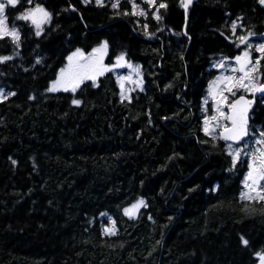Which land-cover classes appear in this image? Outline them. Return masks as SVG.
Segmentation results:
<instances>
[{"label": "trees", "instance_id": "16d2710c", "mask_svg": "<svg viewBox=\"0 0 264 264\" xmlns=\"http://www.w3.org/2000/svg\"><path fill=\"white\" fill-rule=\"evenodd\" d=\"M128 2L9 7L20 40L0 38V57H11L0 62V264H260L264 202L241 199L248 160L205 134L201 101L211 63L245 47L239 37L264 35V3L198 0L186 35L185 11L172 6L162 27L177 36L150 41L154 25L135 24ZM37 4L51 13L39 35L16 18ZM106 41L146 65V92L129 99L113 72L49 90L71 53ZM252 126L264 130L262 101Z\"/></svg>", "mask_w": 264, "mask_h": 264}, {"label": "snow or ice", "instance_id": "6c2138e0", "mask_svg": "<svg viewBox=\"0 0 264 264\" xmlns=\"http://www.w3.org/2000/svg\"><path fill=\"white\" fill-rule=\"evenodd\" d=\"M28 3H32V0H27ZM91 0H85V3H89ZM96 4L99 6H103L104 0H95ZM20 0H0V38L10 36L14 42L19 43L20 34L17 30L10 29L7 25V17L5 16V10L8 6L15 7ZM147 3L155 6L156 0H147ZM182 6L186 9L191 3L192 0H181ZM261 3H264V0H261ZM119 6V0H116V3L112 4L113 8ZM133 7L138 8V5L135 4V0H133ZM167 5L165 3H160L157 8V12L160 8H166ZM136 15H146V13L140 9L139 11L134 12ZM17 19L24 21H31L33 25H35L37 32L39 35L41 29V25L44 23H48L51 20V13H49L46 9H44L41 5L37 4L34 8L26 10L23 14L16 17ZM156 19H160V16L157 14ZM233 32H235L236 24L232 25ZM252 34L249 33V36ZM240 43L246 44L247 37L241 36L239 37ZM107 42L101 45L100 48L94 49L93 53L86 56L84 52L77 49L71 56L68 57L69 65L67 69H61L60 80H57L53 83L52 87L49 89L50 91H58L61 88L64 91H73L83 83L85 80L94 81L97 76L103 75L105 71H112V68H108L102 66V56L98 60L95 56L96 53L106 52ZM260 52H264V44H261L258 49ZM11 59V57H0V62H4L6 60ZM124 56L121 55L118 57L116 65L114 67H122L124 66L121 62L124 61ZM236 62L239 65L238 68L233 69L234 72H240L242 75L240 76H226L220 78L218 81H213L212 86V95L214 99H216V112L217 115L211 116L204 121L205 128L204 132L207 135H212L216 128L222 127L223 132L220 135V138L226 141H239L248 135L247 128V110L250 106L251 102L246 100L244 96H240L237 99L233 100L231 103H228V96L224 95V92H228L232 96H236L237 91L243 90L245 92L248 91H259L264 93V83L256 85L255 84V76L254 73L258 71L259 60H257L254 64L250 58L248 52L243 54V57L237 56ZM75 61V63H74ZM251 65V66H250ZM127 67H132V65L128 64ZM218 67H224L223 63L219 64ZM134 72H139L138 68L133 69ZM67 75V80L65 76ZM131 77H121V80H130ZM219 84H223V88H218ZM121 87L123 88V83H121ZM15 93H12L14 95ZM0 98H3V93L0 92ZM74 104H79V100H73ZM227 107L229 112L223 111V107ZM215 121V125H212L211 122ZM221 121H229L230 126L228 124H221ZM261 136H264V132L261 133ZM260 144H264V140L258 141ZM228 148L230 149V154L233 155L234 161L239 160L241 151L240 150H232V145L229 144ZM245 155H251L252 164L249 165L251 169L247 178L244 182V187L247 189L241 195V199L243 200H259L264 202V185L261 184L264 181V149H257L251 153H245ZM146 206L143 200L138 201L136 204H133L130 208H126L124 210L125 215H128L130 218H133L136 215V212L140 207ZM104 233L106 235H116L115 222L113 221L111 228H105ZM243 243L247 245L248 241L244 240ZM260 256L261 264H264V254H257Z\"/></svg>", "mask_w": 264, "mask_h": 264}, {"label": "rangeland", "instance_id": "374dc122", "mask_svg": "<svg viewBox=\"0 0 264 264\" xmlns=\"http://www.w3.org/2000/svg\"><path fill=\"white\" fill-rule=\"evenodd\" d=\"M44 9H46V8H44ZM48 23L42 24L41 25V29L43 30L44 27H45V25L48 24ZM9 28L12 29L11 27H9ZM42 30L40 31V33H42ZM238 42H240V40ZM261 44H264V35H261L260 37H257V38L256 37H251V36L247 37V43L246 44L240 43V46H245V47H240L237 50V52L235 53L236 54V57L237 56L243 57V54L245 52H248L249 55H250V58L252 60L254 58V55L256 53H258L260 55L259 61L262 60L264 58V52H260V51L257 50L258 47ZM106 51H107V49H106ZM229 59L230 58H227V59H224L223 61H221V63H223V65H224V67H218V65H216L218 62L215 63L217 70H216V72L213 75L210 74L211 78L209 80H207L206 85L204 86V91L205 92L207 91V92H206L205 97L201 101V114L205 116V120L208 119L211 116L217 115V112H216V102L217 101H216V99H214V97L212 95L213 81H218L220 78L226 77V76H240V75H242L240 72H234V71H232L233 69H236V68L239 67V65L236 62V59H234V60H229ZM74 63H75V61H74ZM121 63L124 66H122V67H114V65H113L110 68L113 69L112 72L116 73V76L118 78L119 86H120V89H121L122 93L125 96H129L131 94V92H132L133 89L139 88V87L142 86V83H143L142 82V78H141L142 77V72L140 70H139V72H134L133 69L136 68V67H134L133 64H131L129 61H126L125 59ZM254 63H255V61L253 62V64ZM128 64L132 65V67L131 68L130 67H127ZM68 65H69V61L67 59V63H66V65H65V67L63 69H67L68 68ZM115 65H116V63H115ZM257 67H259V65ZM255 73H254V76H255V81L254 82H255L256 85H258V84H260L262 82V80L259 79L258 76L256 77ZM100 76L101 75L97 76L96 79H95V81ZM121 77H131V79L130 80H123L122 81L121 80ZM67 78L68 77L66 75L65 76V79L67 80ZM60 79H61V77H60V74H59L57 80H60ZM121 83H123V88L121 87ZM81 85H82V83L80 84V86L76 90H78L81 87ZM223 87H224L223 84H219L218 85V88H223ZM61 90H63V89L61 88ZM233 90L236 91V93H237V90L236 89H233ZM58 91H60V90H58ZM69 91H71V90H69ZM239 91H243V90H239ZM0 92L3 93V96H5L7 94L5 91H2V90ZM243 92H245V91H243ZM248 92L250 93V92H253V91H248ZM224 95L225 96H228V103H231L230 102V97H231L230 94L225 91L224 92ZM209 108L213 110V113L207 115ZM223 111L228 112L229 109L227 107H223ZM205 120H203V122H202L203 123V129L205 128V124H204V121ZM215 123H216L215 121H212L211 122L212 125H215ZM221 124H228V122L227 121H221ZM219 131H220V127L219 128H216V131L212 135H210V136H212L213 138H216L214 136H216V134ZM262 132H264V130L260 126L254 127L252 129V134L249 137V140L246 143L242 144V145H238V146L237 145H232V150L231 151L240 150L241 151L240 158L247 159L248 160V165L252 164L251 155H245V153H251L253 151H256L257 149H264V144L258 143V141L264 140V136H261V133ZM227 149L230 152V149L228 148V145H227ZM250 170L251 169L249 168V171ZM246 178H247V176H246ZM246 178H245V180H246ZM261 184L264 185V181H262ZM245 191H247L246 188H245ZM130 207H128V208H130ZM138 211L136 212V214L138 213ZM259 263L261 264L260 256H259Z\"/></svg>", "mask_w": 264, "mask_h": 264}, {"label": "flooded vegetation", "instance_id": "af4514ba", "mask_svg": "<svg viewBox=\"0 0 264 264\" xmlns=\"http://www.w3.org/2000/svg\"><path fill=\"white\" fill-rule=\"evenodd\" d=\"M122 0H119V3H121ZM82 3H84L85 5H93L95 7H99V5L96 4L95 0H91V2L89 3H85V0H81ZM198 2V1H197ZM197 2L193 3V5L190 7L189 10V14H191V12L194 10L195 5L197 4ZM116 3V0H104L103 6H107L109 5L112 8V4ZM128 6H129V14L131 15V17L134 20L135 24H140V25H154V28L151 29V32H149V34H145V36H142L143 38L150 40V41H156V40H161L163 37H170L172 36L173 38L177 36V34L175 32H173V30H169V29H165V27H162L163 24H166L167 21H169V8L174 6L175 8L180 9L182 7V9H184V7L182 6V3L180 2V0H175V2H169L167 0H156V5H150L147 3V0H135V4L138 5V8L133 7V0H129L128 2ZM160 3H165L167 5L166 8H160L159 11L157 12V8L158 5ZM30 5V4H28ZM122 6V5H121ZM140 9H142L146 15H136L133 14L136 11H139ZM48 11V10H47ZM49 12V11H48ZM50 13V12H49ZM160 16V19H156V15ZM5 16L8 18L9 17V6L6 8L5 10ZM154 30V31H152ZM107 42V41H106ZM105 42L100 43L97 47H94L93 49L89 50V51H85L83 49H79L82 52H84V54L86 56L90 55L93 53L94 49L100 48L101 45H103ZM76 52V51H74ZM73 52V53H74ZM72 53V54H73ZM112 50L109 46V43L107 42V51L106 52H102V53H96L95 56L96 58L99 60L102 56V66L105 67H112L113 65H115V63H117L118 57H120L121 55L124 56L126 61H129L131 64H133V66L136 67V63H140V67H141V72H142V88L144 90V92L147 91V74H146V65L143 62H134L131 59H129V57H127L125 55V53H120L118 55H112ZM71 55V54H70ZM69 55V56H70ZM236 57V54H234L233 56H230L228 58H230L229 60H234ZM260 55L258 53H256L254 55V58L252 59V61L256 62L257 60H259ZM226 58V57H224ZM263 61L260 60L259 61V65L260 63ZM208 73L210 74H214L216 72V68L212 69V65H210L209 67ZM108 73V71H105L104 74ZM101 77V76H100ZM99 77V79H100ZM94 81L92 80H87L86 82H83L82 86L88 85V84H92L94 83ZM262 83H264V80L262 81ZM261 83V84H262ZM259 85V84H258ZM243 93H245V95H247L250 98H256L257 101H262L264 103V94H258L257 91H253V92H243V91H237L236 96H232L230 95V102H232L233 100L237 99V97L244 95ZM213 111V110H212ZM252 118L250 120L249 123V127L251 130V134H252V129L254 128L252 126ZM223 131V128L220 127V131L216 134V138H219L221 132ZM220 139V138H219ZM226 146L231 144V143H227L225 142ZM233 145V144H231Z\"/></svg>", "mask_w": 264, "mask_h": 264}, {"label": "water", "instance_id": "95a60500", "mask_svg": "<svg viewBox=\"0 0 264 264\" xmlns=\"http://www.w3.org/2000/svg\"><path fill=\"white\" fill-rule=\"evenodd\" d=\"M198 0H192V3L185 9V15H186V23H185V27H184V33L185 35L187 34V26H188V15H189V9L190 7L193 5V3L197 2ZM75 10V9H73ZM257 93H261L259 91H257ZM246 100L250 101L251 104L250 106L248 107V110H247V128H248V135L245 136L243 139L239 140V141H229V142H232L234 144H241L243 143L246 139L249 138L250 136V127H249V123H250V120H251V115L253 114L256 106H257V99L256 98H253V99H250L249 97H246L244 96ZM228 124L230 126V122L228 121ZM223 132V131H222ZM221 132V133H222ZM221 135V134H220ZM221 140H224L222 138H220ZM226 141V140H224Z\"/></svg>", "mask_w": 264, "mask_h": 264}]
</instances>
